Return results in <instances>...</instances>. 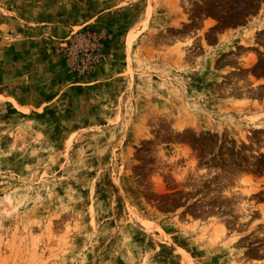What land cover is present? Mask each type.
<instances>
[{
	"label": "rangeland",
	"instance_id": "obj_1",
	"mask_svg": "<svg viewBox=\"0 0 264 264\" xmlns=\"http://www.w3.org/2000/svg\"><path fill=\"white\" fill-rule=\"evenodd\" d=\"M0 264H264V0H0Z\"/></svg>",
	"mask_w": 264,
	"mask_h": 264
}]
</instances>
